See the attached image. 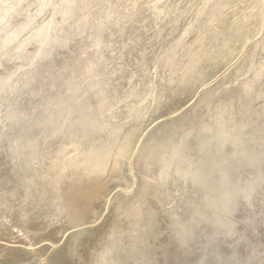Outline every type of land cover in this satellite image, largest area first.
Segmentation results:
<instances>
[{"label": "rangeland", "instance_id": "1", "mask_svg": "<svg viewBox=\"0 0 264 264\" xmlns=\"http://www.w3.org/2000/svg\"><path fill=\"white\" fill-rule=\"evenodd\" d=\"M0 234V264H264V0H0Z\"/></svg>", "mask_w": 264, "mask_h": 264}, {"label": "bare ground", "instance_id": "2", "mask_svg": "<svg viewBox=\"0 0 264 264\" xmlns=\"http://www.w3.org/2000/svg\"><path fill=\"white\" fill-rule=\"evenodd\" d=\"M44 2V1H43ZM160 2V1H159ZM161 3V2H160ZM163 4V3H162ZM161 4V5H162ZM53 5V4H52ZM54 7V6H53ZM60 9V8H59ZM68 14V13H67ZM57 22V21H56ZM59 22V21H58ZM54 25V24H53ZM105 25V24H104ZM55 26V25H54ZM57 28V27H56ZM20 36V35H19ZM98 44V43H97ZM101 45V44H100ZM175 172V171H174ZM63 187V186H62ZM95 188V187H94ZM66 189V188H65ZM103 192H104V188L103 187H97V188H95L94 190H92L88 195H87V197H85V198H82L79 202H78V208L79 209H81L82 211H84L85 213H86V215H87V211H89V210H91L92 209V206H96L97 205V202H96V200H97V198L98 197H100V196H102V194H103ZM63 196V195H62ZM63 198V197H62ZM70 201V200H69ZM141 207V206H140ZM152 207H157V203H155V202H152ZM146 214V213H145ZM91 215V214H90ZM88 217H89V215H87ZM80 217V216H79ZM83 219V218H82ZM55 221H57V220H55ZM54 221V217H43V218H41V219H39V220H37V221H34V222H32L29 226H28V228L29 229H32L33 231L34 230H36L35 232H39V231H45V229L48 227V225L49 224H56V222ZM74 221V220H73ZM67 223H70V221L69 220H67V218H66V220H64V221H62V222H60V224L58 225V226H62V225H65V224H67ZM127 224V223H126ZM57 226V227H58ZM126 226H128V225H126ZM125 226V227H126ZM14 227V226H13ZM16 227V226H15ZM56 226H54V227H52V228H47V230H49V231H51V230H53V229H56L57 228ZM89 227V226H88ZM16 228H18V227H16ZM22 230H20V229H16L15 230V232L14 233H16V234H20L21 235V241H29V239L26 237V235L24 234V233H22L21 232ZM107 231V230H106ZM103 232V231H102ZM108 232V231H107ZM104 233V232H103ZM102 233V234H103ZM1 235V234H0ZM107 235V234H106ZM4 237H8V236H6V235H2V240L0 241V261H4V260H6V259H3L2 257H1V255L2 254H13L14 253V250H9L8 249V247H7V245H9V244H13L14 242H13V240L11 239V242L12 243H9L8 241H6V239L4 238ZM11 237H13V233H12V235L10 236V238ZM104 239V238H103ZM106 239V238H105ZM20 241V242H21ZM98 242V241H97ZM105 242V241H104ZM103 242V243H104ZM99 243V242H98ZM102 243V242H101ZM33 245V244H32ZM95 246H97V244L95 245ZM90 250V249H89ZM37 251V250H36ZM85 252H86V250H85ZM18 255V254H17ZM67 264H73V262L72 261H70L69 263H67ZM80 264V263H79Z\"/></svg>", "mask_w": 264, "mask_h": 264}]
</instances>
